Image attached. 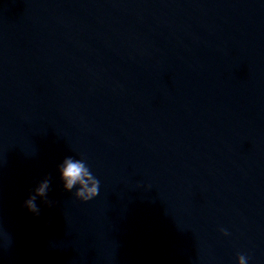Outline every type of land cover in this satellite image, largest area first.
Masks as SVG:
<instances>
[{"label":"water","instance_id":"obj_1","mask_svg":"<svg viewBox=\"0 0 264 264\" xmlns=\"http://www.w3.org/2000/svg\"><path fill=\"white\" fill-rule=\"evenodd\" d=\"M43 0H0V264H13L37 110ZM9 237V241H8Z\"/></svg>","mask_w":264,"mask_h":264},{"label":"clouds","instance_id":"obj_2","mask_svg":"<svg viewBox=\"0 0 264 264\" xmlns=\"http://www.w3.org/2000/svg\"><path fill=\"white\" fill-rule=\"evenodd\" d=\"M59 179L66 191L73 192L74 196L83 202H88L97 197L100 191V180L91 170L86 156L67 155L57 166ZM51 177L45 176L34 190L24 201V206L34 214H39L40 209L37 205V197H41L47 201V193L50 190ZM49 204L52 201H47ZM220 231L225 235H229L227 228L221 227ZM4 237L3 230H0V240ZM9 241V237H8ZM250 257L243 252L236 254L237 264H249Z\"/></svg>","mask_w":264,"mask_h":264}]
</instances>
